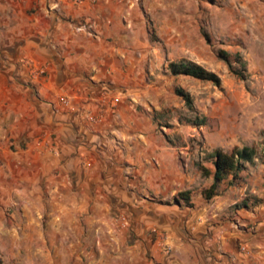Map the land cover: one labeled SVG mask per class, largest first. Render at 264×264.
<instances>
[{
    "label": "rangeland",
    "instance_id": "rangeland-1",
    "mask_svg": "<svg viewBox=\"0 0 264 264\" xmlns=\"http://www.w3.org/2000/svg\"><path fill=\"white\" fill-rule=\"evenodd\" d=\"M57 1L11 0L13 16L43 26L44 34L36 33L47 46L33 72L38 80L47 81L53 72L46 61L54 42L53 13L65 28L71 24L75 32L94 33L92 18L67 16ZM64 1L76 8L91 0ZM163 5L147 22L151 52L141 46L138 69L144 84L117 87L129 89L125 100L140 122L149 123L128 128L127 141L120 137L121 123L113 124L118 127L113 132V126L104 128L113 151L98 157L91 147L83 153L57 149L59 160L53 162L41 153L51 145L56 149L51 121L36 119L34 109L21 104L26 98L41 113L42 101L44 112L64 115L71 106L67 90L52 95L55 87L48 85V93L41 94L32 80L12 88L13 108L21 113L3 120L5 109H0V264H173L166 261L173 246L162 209L216 204L230 186H246L247 196L229 208L244 201L264 205V0H164ZM181 58L214 71L220 84L170 74L168 63ZM177 87L190 94L192 108L176 94ZM112 95L115 103L121 100V94ZM243 146L254 149L252 160L206 198L203 191L214 170L209 153ZM181 190L190 191L191 205L176 201Z\"/></svg>",
    "mask_w": 264,
    "mask_h": 264
},
{
    "label": "crops",
    "instance_id": "crops-1",
    "mask_svg": "<svg viewBox=\"0 0 264 264\" xmlns=\"http://www.w3.org/2000/svg\"><path fill=\"white\" fill-rule=\"evenodd\" d=\"M56 4L58 11L67 16L92 18L94 33L75 32L71 24L70 28H65L66 22L53 13L51 34L54 42L50 44L51 49L48 48L46 60L53 72L44 81L33 74L39 61H43L44 50L47 51L44 39L36 35L44 34L40 32L43 26L38 21L29 24L16 18L11 0H0V109H5L2 119L21 113L12 105V88L24 87L19 81L25 84L29 80L36 81L33 84L41 94L48 85L55 87L52 95L66 89L71 106L64 115L53 110L44 112L42 101L40 108L44 115L26 98L21 104L25 110L28 106L34 109L36 119H48L52 123L50 132L55 134L56 149L54 151L51 145V149H43L41 153L51 155L52 161L58 163L57 149L71 152L77 148L83 153L91 147L102 157L107 149L113 151L115 147L103 133L104 128L113 126V132L118 128L113 124L121 123L120 137L127 141L128 128L145 127L149 123L147 120L140 122L139 114L125 100L129 89L117 87L120 82L144 84L138 69L141 46L147 45V52H151L150 44L145 42L147 22L150 16L155 18L157 8L165 7L164 0H91L76 8L64 0ZM115 93L122 95L117 103L111 98ZM39 129L44 127L39 126ZM82 140L83 145L80 144ZM70 163L67 161L65 165L70 168ZM100 166L103 169L101 160ZM245 189L246 186L239 189L230 186L218 196L216 204L203 201L201 207L176 211L162 209L163 226L173 246L167 263L264 264V205L251 207L247 201V206L229 208L247 196ZM176 212L183 214L178 216Z\"/></svg>",
    "mask_w": 264,
    "mask_h": 264
},
{
    "label": "trees",
    "instance_id": "trees-1",
    "mask_svg": "<svg viewBox=\"0 0 264 264\" xmlns=\"http://www.w3.org/2000/svg\"><path fill=\"white\" fill-rule=\"evenodd\" d=\"M225 60L227 53L220 51ZM170 74L172 75H185L202 81H209L215 85L220 84V77L211 70L206 69L199 63H196L192 60L181 58L179 60H173L168 63L167 66ZM235 73L244 78L243 72L235 71ZM176 94L183 98L186 105L189 108H192V98L190 94L184 89L177 87L175 90ZM204 122V118L200 121H195L196 124H201ZM254 156V149L252 147L243 146V147H234L230 152L223 151L220 148L214 149L209 153L208 157L211 159L213 165V180L211 185L203 191V194L206 198H211L215 195L216 187L223 179H225L229 174L237 176L238 173L244 168L245 162L252 160ZM201 170L205 175L209 174V170L203 166H200ZM182 199L187 205L190 203V191L181 190L175 196L176 201ZM246 201L243 202V205H246Z\"/></svg>",
    "mask_w": 264,
    "mask_h": 264
}]
</instances>
